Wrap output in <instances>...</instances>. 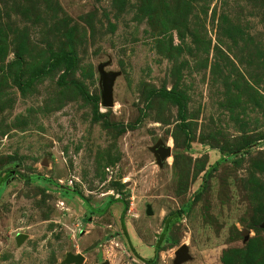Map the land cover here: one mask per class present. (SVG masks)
I'll use <instances>...</instances> for the list:
<instances>
[{
	"label": "rangeland",
	"instance_id": "obj_1",
	"mask_svg": "<svg viewBox=\"0 0 264 264\" xmlns=\"http://www.w3.org/2000/svg\"><path fill=\"white\" fill-rule=\"evenodd\" d=\"M263 224L264 0H0V264H264Z\"/></svg>",
	"mask_w": 264,
	"mask_h": 264
},
{
	"label": "water",
	"instance_id": "obj_2",
	"mask_svg": "<svg viewBox=\"0 0 264 264\" xmlns=\"http://www.w3.org/2000/svg\"><path fill=\"white\" fill-rule=\"evenodd\" d=\"M99 70H100V73H101V76H102L101 85H102V88H103V93H102L103 104L106 107H112L114 105V85H115L117 73L106 71L104 64L100 65ZM152 149L155 152V154L157 156V160L160 163V165H163L164 162L168 159V157L172 153L171 147L170 146H166L163 142L158 143ZM147 213L149 215L153 214V210H152V207L150 205H149V207L147 209ZM262 226L264 227V224ZM245 238L246 239L249 238L248 231H246ZM189 257L190 256H189V253H188V247L187 246H182L178 250V257H177V259L175 261V264H180L182 261L188 259ZM84 260H85V256L83 254H77V255L69 254L67 259H66V262L67 263H73V262L81 263ZM101 264H110V262L109 261H105V262H103Z\"/></svg>",
	"mask_w": 264,
	"mask_h": 264
},
{
	"label": "trees",
	"instance_id": "obj_3",
	"mask_svg": "<svg viewBox=\"0 0 264 264\" xmlns=\"http://www.w3.org/2000/svg\"><path fill=\"white\" fill-rule=\"evenodd\" d=\"M169 220H170V218H168L167 221H166V223H165L163 234H166L167 231H168V228H169V222H170Z\"/></svg>",
	"mask_w": 264,
	"mask_h": 264
}]
</instances>
